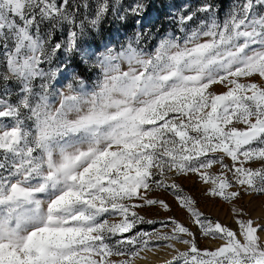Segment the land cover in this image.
<instances>
[{"label":"snow or ice","instance_id":"obj_1","mask_svg":"<svg viewBox=\"0 0 264 264\" xmlns=\"http://www.w3.org/2000/svg\"><path fill=\"white\" fill-rule=\"evenodd\" d=\"M150 6L0 0V264H264V0Z\"/></svg>","mask_w":264,"mask_h":264},{"label":"rangeland","instance_id":"obj_2","mask_svg":"<svg viewBox=\"0 0 264 264\" xmlns=\"http://www.w3.org/2000/svg\"><path fill=\"white\" fill-rule=\"evenodd\" d=\"M156 2V3H155ZM160 2V5L163 6L160 8L164 9V11H166L167 14H169L170 12L172 13H177L178 10L184 5V4H191L192 6H195L199 3H202L203 0H196L193 3L188 2L187 0H149L150 5L154 4L157 5ZM232 2V0H231ZM125 3H131V0H125ZM231 4V3H230ZM230 6V5H229ZM229 6H227V9L229 8ZM153 9V8H152ZM162 9V10H163ZM226 9V10H227ZM226 10L222 13L221 17H223L224 13L226 12ZM155 13L152 11L148 12V18L145 20V24L148 21H152L153 19H155ZM104 37L107 40H111V41H119V38L121 37L120 34V30L117 31V29H119V23L115 22L112 18H109V20L104 24ZM175 28V26H174ZM153 32H155V30H151ZM226 163H230V161L226 160ZM213 171H218V166L217 168H214ZM194 181L196 183H198V181H196V177H193L191 180H185L183 181V186L185 187L186 190L188 191H194L196 190L194 188ZM168 201L171 203L172 202V197L169 196L167 197ZM242 205H245L246 207V201H241L240 202ZM202 210L204 211H208L207 208L204 207V205H201ZM251 215L254 219L260 220L261 222H264V213H261L260 211H251ZM143 215L146 216L147 219H153L155 221H161V220H167L169 217H175L176 219H178L181 222L184 223H188L185 220V217L182 213L177 212L175 209H173V211L171 212H165V211H151V212H144L141 213ZM211 217L213 219L219 220L222 224L227 225L230 228H235L236 225L233 223V220L231 218V216L228 213V206L225 204H217L212 210H211ZM189 227H192L190 224H188ZM161 227V225L159 223H155L152 225L149 224H143L140 226V228L142 230L145 231H152L155 228H159ZM193 231H196V229L193 227L192 228ZM221 242L218 241H209L207 239H198V246L201 249H214L216 246H218V244ZM178 248H180L181 250H186V246L184 245H180L177 244L176 245ZM149 255V260L152 262V264H165V261L170 259L171 256L169 254V250H162L159 253H157L155 256H153L151 253L148 254ZM140 264H144V262H140Z\"/></svg>","mask_w":264,"mask_h":264},{"label":"trees","instance_id":"obj_3","mask_svg":"<svg viewBox=\"0 0 264 264\" xmlns=\"http://www.w3.org/2000/svg\"><path fill=\"white\" fill-rule=\"evenodd\" d=\"M187 1L190 3H193L196 0H187ZM213 2L218 5L219 10H220L219 15L221 16L222 13L227 9V6L230 5L231 0H213ZM160 6H161L160 2L155 6L154 4L150 6L149 11L153 10L156 17L152 21H148L146 23L147 29L155 30V31L157 29H159L160 31L174 30V26H175L174 21L172 20L171 16L167 14L166 11H164L163 8H162L163 10L160 8ZM119 30L121 34V37L119 38V40H122L125 37V35L132 34L133 28L131 25H129L127 28H120V25H119Z\"/></svg>","mask_w":264,"mask_h":264}]
</instances>
